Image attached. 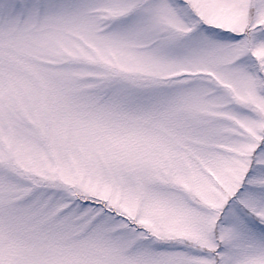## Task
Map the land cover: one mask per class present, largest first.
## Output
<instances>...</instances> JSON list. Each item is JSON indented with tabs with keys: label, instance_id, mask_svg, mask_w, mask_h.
I'll return each instance as SVG.
<instances>
[{
	"label": "snow or ice",
	"instance_id": "obj_1",
	"mask_svg": "<svg viewBox=\"0 0 264 264\" xmlns=\"http://www.w3.org/2000/svg\"><path fill=\"white\" fill-rule=\"evenodd\" d=\"M0 264H264V0H0Z\"/></svg>",
	"mask_w": 264,
	"mask_h": 264
}]
</instances>
